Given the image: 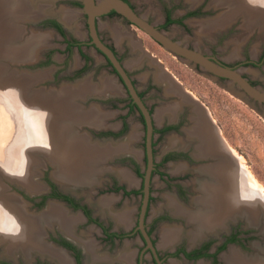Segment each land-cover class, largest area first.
Returning a JSON list of instances; mask_svg holds the SVG:
<instances>
[{
    "label": "flooded vegetation",
    "instance_id": "obj_1",
    "mask_svg": "<svg viewBox=\"0 0 264 264\" xmlns=\"http://www.w3.org/2000/svg\"><path fill=\"white\" fill-rule=\"evenodd\" d=\"M99 1L101 0H94L95 3ZM123 1L138 17L163 32L173 41H175L173 37L165 32L166 29L175 26L190 31L191 28L198 27L196 31L198 32L199 29L198 33H201L206 22L217 17L213 16V12L218 6L215 0H154L153 4L156 6L150 7L151 10H146V14H141L136 0ZM63 3L66 6L57 7L55 2H51L54 12L46 13V16L38 23V26L45 28L47 32L59 35L64 41L63 48L56 47L58 50L53 49L51 53L65 50L67 55H71L75 52L78 57H82L84 60L83 65L77 71L61 75V82L65 83L64 86L72 85L71 80L80 82V78L86 69L90 68V64L96 59L98 60L97 54L112 70L118 81L117 93H105L94 89L85 92L86 94L84 93L79 98L80 106L84 110L96 106L104 114L101 115V119H97L99 122L95 119L68 122L72 127L71 133L78 135L80 129H84L83 136L91 142L125 141L128 142L129 147L121 152L110 153L111 155L109 154L106 158H85L83 173L75 179L58 176L56 173L58 162L56 163L42 152H36L40 156L32 163L31 169L34 172L29 176L31 182L33 181L36 185L35 191L27 189L19 178L9 177L0 172V197L3 196L1 200L6 197L7 200L12 201L11 204L18 206L24 215L34 217L38 222V229L40 228L36 235L35 245L28 244L24 250L16 245L13 247L15 251H7L8 241L7 239L2 240L0 234V264H227V259L224 256L231 249L250 257L253 261L264 262V235H255L253 231H250L249 228L256 229L253 225L243 227L247 221L256 222L258 218L249 216V211L247 212L243 206L239 210H233L230 215H225L222 223L216 224L214 227L218 231H214L212 228L197 240H192L184 232L185 234L178 236L172 242L166 243L161 237L162 245L157 243L152 234L153 225L158 221H166L168 222L165 223L167 226L179 227L180 225L171 221L176 220L180 215L174 214L169 208H166V213H157L155 217L151 216L154 176L157 179L162 177L166 185L171 186L175 193L172 195L177 200L180 198L188 200V192L192 189V184L191 182L187 183L185 177L193 175L195 186L200 190L203 185L216 181L210 174L209 167L226 166L228 159L220 153L217 156H212L198 151L197 140L189 130L194 124L195 108H198L207 117L205 106L185 89L167 68L162 66L159 59H156L142 46L141 40L135 36L134 32L141 29L117 10L111 8L94 17L96 34L123 66L149 113L152 125L150 145L153 165L149 176L148 198L143 216V230L146 236L143 234L139 226V219L147 168L145 117L131 98L108 57L92 42L88 15L82 10L81 30L78 25L80 34L70 29L58 17L56 11L60 8L71 9L70 7L79 6L82 9L81 0H64ZM155 14L160 16L153 22L149 16ZM263 27L259 26L260 29ZM117 28L125 31L124 35H117L115 31ZM69 31L70 35H68ZM212 32L214 33V31ZM206 35L208 34L203 36ZM218 40V38L216 41L213 37L211 38L215 45ZM178 43L200 52L217 64L237 70L253 87L264 92L263 88L258 87L241 71L247 66L262 67L264 64V38L255 48L249 52L244 51L243 55L231 64L215 57L213 50L207 53L189 44ZM133 45L135 49H133ZM90 48L95 53L87 51ZM137 52L142 54L141 61L134 62L136 64H131V68H128L123 61V55H131V62ZM230 56L234 57V50ZM51 60L52 57L49 53L46 56L45 64L50 63ZM144 65L149 67L143 75L148 79V83L141 89L137 86V79L133 76L132 70ZM195 67L199 68L198 65ZM155 71L164 76L165 84L155 80ZM206 72L216 79L228 81ZM89 77L85 79L90 80ZM166 84L173 87L171 92L165 90ZM148 91L156 93L161 98V106L174 105L176 110L172 109L158 118L157 111L161 106L156 109L153 104L146 101L144 95ZM181 99L183 103L177 104L176 102H181ZM249 101L257 102L251 99ZM260 105L264 108V103H260ZM261 112L263 113L264 110ZM136 120H138V126ZM133 129L140 131L137 130V134L132 135ZM219 138L223 141L220 136ZM137 141L140 143L139 147H137ZM223 143L225 144L224 141ZM225 149L229 157H236L231 149L229 151L226 147ZM175 166L178 169H175ZM123 173L127 176H124ZM180 203L183 204V202ZM51 205L60 207L58 208L60 214L50 211ZM183 205L189 207L192 203ZM121 212L125 214L122 222L120 220ZM184 239L187 241L183 242ZM91 252L94 253V256L91 255Z\"/></svg>",
    "mask_w": 264,
    "mask_h": 264
},
{
    "label": "bare ground",
    "instance_id": "obj_2",
    "mask_svg": "<svg viewBox=\"0 0 264 264\" xmlns=\"http://www.w3.org/2000/svg\"><path fill=\"white\" fill-rule=\"evenodd\" d=\"M255 1L215 0L217 5H220L219 3H224L225 5L229 4V2L233 3V5L227 12L207 21L200 32L208 34L211 31L218 30L230 23L239 14L245 16L244 24L247 28L250 27V23L258 24L260 27L264 26V5H259ZM50 6L51 1L41 3L33 0H0V53H10V57L16 60L32 59L30 57H33L37 50L35 45L42 43L43 35L33 33L31 35L32 39L25 46L17 47L13 50L7 47V40L12 38L18 40L20 35H22L23 26L19 25V21L31 19L40 13H53L54 11ZM56 13L70 29L80 34L76 25V28H73L78 11L60 8ZM115 31L119 36L125 33L119 28L115 29ZM133 49H135L134 45ZM141 59L142 54L137 52L135 58L132 59V64L140 62ZM42 76L43 74L40 72L33 75L25 74L19 82L10 79V81L8 80L5 83L1 81L0 83L2 88H7L5 90H8L6 96L17 103L18 113L21 117V120L17 118L16 121L19 120L18 124L11 129L10 124L13 116L11 108L13 104L10 101L0 102V134L9 129L12 132L10 140L15 142V146L10 147L8 151L12 159H6L3 163H0V172L9 177L19 178L27 189L34 191L37 188L33 181L31 182V177L29 179V176L34 172L31 169L32 163L40 156L36 152H42L56 163L58 162V170L56 172L58 176L75 179L83 173L85 158H106L110 153L121 152L129 147L128 142L125 141L116 143L91 142L83 134H72V127L68 123L83 119H95L96 121L101 119L100 117L104 113H101L98 107L95 106L89 110H84L80 106L79 98L85 92H90L94 89L105 93H117L118 89L112 82L113 80L104 78L99 84H93L89 79H85L76 84L63 86L62 91L59 92L32 89L30 85ZM154 77L155 80L162 81L165 84L164 76L159 72L155 71ZM26 89H28L27 92ZM172 89L173 87L170 84H166L165 90L167 92H171ZM183 100L185 99L183 98ZM176 103L180 105L183 103L182 99L181 102ZM173 106H161L157 111V117L160 118L163 113H168L170 110L175 109ZM193 114L194 124L189 132L197 140L198 151L212 156H217L220 153L228 159L226 166L209 167V172L216 181L213 180V183L210 182L208 185H203L200 189L201 195L197 199L192 200L191 206L183 205L174 196L168 195L166 197L168 208L174 214L185 218L186 222L191 226L189 231H185L186 234L192 240H197L216 227V224H221L225 219V215H230L233 210L245 207L247 212L249 211V216L258 218L260 208L262 207L264 210V187L242 161V156L236 155V163L233 157L228 156L227 152H225L226 143L224 144L223 141L222 144L219 143V136L209 118L198 108H195V113ZM26 121L28 124H23ZM19 133L21 138L15 139L14 137L19 135ZM135 134H137L136 129H133L132 135ZM227 147L230 149L228 145ZM228 148L227 150L229 151ZM199 155L201 154L199 153ZM174 168L178 169L177 166ZM241 169L244 170L243 174ZM123 175L127 176L124 173ZM256 195H258V199ZM2 197H0V234L2 240L7 239L8 241L6 245L7 251H13V247L16 245L21 250L26 249L28 244L35 245L37 242L36 235L40 229H38L37 220L32 216L30 217V215H24L21 209L11 204L12 201L10 202L6 197L1 200ZM58 208L60 207L51 205L49 210L60 214V209ZM124 215V212L120 213L121 222L124 219ZM213 230L218 231L216 228ZM182 234H185L184 231L176 226L164 225L161 228V237L166 243L172 242ZM91 255L94 256V253L91 252ZM224 257L227 259V264H264V262L253 261L250 257L233 249Z\"/></svg>",
    "mask_w": 264,
    "mask_h": 264
},
{
    "label": "rangeland",
    "instance_id": "obj_3",
    "mask_svg": "<svg viewBox=\"0 0 264 264\" xmlns=\"http://www.w3.org/2000/svg\"><path fill=\"white\" fill-rule=\"evenodd\" d=\"M33 1H40L41 3L51 1L52 3L55 2L57 7L66 6V4L64 5L63 3L64 0ZM153 1L154 0H136V5L141 14H146V10H151L150 7L154 5L156 6V4H153ZM255 2L259 5L261 4L260 0H256ZM219 4L220 5H218L216 10L213 12V16L218 17L220 14L227 12L228 9L231 8V5H233V3L230 2L229 4L225 5L224 3ZM50 7L52 8V6ZM70 8L72 10L78 11L73 28L76 25L78 29V25H80L79 29L81 30V25L83 23L81 7L73 6ZM45 16L46 13H40L31 19H21L22 21L18 22L19 25L23 26V32L18 40L13 38L7 40L6 45L10 50L25 46L32 39L31 35L33 33L43 35L44 38H42V43L40 45H35L37 49L36 54H34L30 61L27 62L26 60V63L13 61L10 59L12 58L10 57V53H0V83L1 81L5 83L8 80L10 81V79L19 82L22 76L25 74L33 75L40 72L43 74V76L36 80L37 82L34 81L30 87L37 90L41 89L45 92H59L62 91L60 88L65 85L63 81L61 82L62 77L60 76L66 75L67 73L73 72L75 70L77 71L83 65V58L78 57V54L75 52H73L71 55H67L65 50H59V52L55 51L51 53L53 49L58 50L59 48H63L64 41L59 35L52 32H47L45 28L38 26L40 20ZM159 16L160 15L155 14L150 15L149 17L154 22L159 18ZM243 20H245V16L243 14H239L235 16V18L230 21L226 27L219 28L218 30L214 31V33L211 31L206 36H203L204 34L198 33L199 29L198 32L196 31L198 27H193L190 31H186L180 27L172 26V28L166 29L165 32L173 37L175 41L189 44L190 46L195 47L203 52L208 53L213 50L215 57L231 64L236 61V59H239L241 55H243L244 51L249 52L252 50V48H255L256 45L261 43L264 38V27L260 29L258 25L250 23V27L247 28ZM134 32L135 36L141 40L142 46L151 52L156 57V59H159L162 66L167 68V70L181 82L182 86L190 91V93L205 106L207 117L216 129L217 134L226 143L225 147L228 145L231 151L233 150L235 153V156L240 155L243 157L242 161H244L248 169L264 187V112H261L264 110V108H262L257 102L250 103L249 101L247 102L233 94L228 88V81L216 79L209 75L206 71L185 63L183 60L176 57L170 51L155 42L143 31L137 29ZM199 34H201V36H199ZM68 35H70V31L68 32ZM212 37L215 39V41L217 38L219 39L216 45L214 44L215 42L211 41ZM56 47H58V49H56ZM233 50L234 57L231 58L229 55ZM87 51L95 53L91 48ZM236 51L239 52L236 53ZM49 53L52 57V60L50 63L45 64L46 56ZM96 56L99 57L98 60L96 59L95 62L90 64V68L86 69L80 80H85V78H87V76L89 77L90 75V80L94 84H99L102 79L107 78L108 80H113L112 82H114L117 88L118 81L116 80L115 74L107 66V64L103 62L99 54ZM130 60L131 55H123V61L128 68H131L130 66L132 61L130 62ZM148 69L149 67L144 65L140 68L132 70L133 76L137 79V86L141 89L144 88V85L148 83V79L143 77ZM241 71L244 73V75L252 79L258 87L264 89V64L262 67L257 68L247 66ZM71 83L76 84L78 82L71 80ZM0 89V102L10 101L13 104L11 108L13 111V116L10 124V128L12 129L18 124V121L21 120V117L18 113L19 108L15 101L6 96V92L8 90L6 91L5 89L7 88H2L0 84ZM27 91L28 89H26V92ZM144 96L146 101L149 104H153L156 109L161 106L162 100L156 93H151V91H148ZM17 118L20 119L16 121ZM26 123L28 124L27 121L23 124L26 125ZM136 125H139L138 120H136ZM6 131L3 134H0V163H3L6 159H12L8 151L10 147L15 146L14 140H10L12 132H10L9 129ZM84 131V129H80V133L78 134H83ZM14 138L20 139V133ZM219 143L222 144V140L220 138ZM139 144L140 143L137 141V147H139ZM234 160L236 163L237 158H234ZM241 172L243 174L244 170L241 169ZM193 177V175H190V177H185L187 183L191 182L192 189L188 192V200L181 198L178 199L179 201L181 200L180 202H183V204H188L189 202L192 203V200L197 199L201 195L200 190L195 186ZM152 186V192L154 196L152 200L151 216L155 217L157 213L164 214L167 212L166 208H168V206L166 205V197L168 195L174 196L172 194L175 193L171 186L166 185L162 177H158L157 179V177L154 176ZM253 191L256 192L254 189ZM256 196L258 199V195ZM171 222H175L176 224L180 225L179 228L184 230V232L189 231L191 228V226L186 222L185 218H182L181 216H178L176 220ZM165 223L168 222L158 221L152 227V234L155 236L157 243L160 244L161 228L165 225ZM247 225H253L256 227L254 230L253 228H249L250 231H253L255 235H264V210L262 207L260 208L258 214V221H247V223L243 224V227L245 228ZM186 241V239L183 240V242Z\"/></svg>",
    "mask_w": 264,
    "mask_h": 264
},
{
    "label": "water",
    "instance_id": "obj_4",
    "mask_svg": "<svg viewBox=\"0 0 264 264\" xmlns=\"http://www.w3.org/2000/svg\"><path fill=\"white\" fill-rule=\"evenodd\" d=\"M81 2L83 4L82 10L88 15V24L90 34L92 36V42L95 44L96 48H98L108 57L115 71L125 84L131 98L137 104L145 117L147 127V168L144 177V198L141 206L139 226L143 234L146 236L143 230V216L148 198L149 176L153 165L150 145V134L152 130L151 119L123 66L116 59L113 52L99 40L94 26V17L108 11L111 8H114L131 22L135 23L141 30L151 36L154 40L160 43L162 47L183 60L185 63L190 64L193 67L198 65L200 69L208 71L214 76L227 79L229 84L228 88L230 91L245 101L248 102L249 99H251L253 101H257L259 104L264 103V92L256 87H253L245 78L241 76L237 70L217 64L200 52L187 48L186 46L180 45L178 42L173 41L163 32L157 30L151 24L138 17L130 8V6L123 0H101L98 3H95L94 0H81ZM12 60L15 62L26 63V60L29 61L30 59L16 60L13 58Z\"/></svg>",
    "mask_w": 264,
    "mask_h": 264
},
{
    "label": "snow or ice",
    "instance_id": "obj_5",
    "mask_svg": "<svg viewBox=\"0 0 264 264\" xmlns=\"http://www.w3.org/2000/svg\"><path fill=\"white\" fill-rule=\"evenodd\" d=\"M260 3H261L262 5H264V0H260Z\"/></svg>",
    "mask_w": 264,
    "mask_h": 264
}]
</instances>
